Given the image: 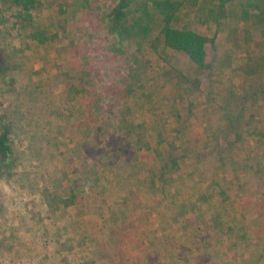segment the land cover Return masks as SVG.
I'll return each mask as SVG.
<instances>
[{
	"label": "rangeland",
	"instance_id": "rangeland-1",
	"mask_svg": "<svg viewBox=\"0 0 264 264\" xmlns=\"http://www.w3.org/2000/svg\"><path fill=\"white\" fill-rule=\"evenodd\" d=\"M25 1L0 0V19L17 6L16 20L20 25L29 22ZM40 2L52 13L58 11L59 0L32 4ZM91 2L99 10L87 13L91 25L101 16L117 27L101 23L87 29L85 38L94 43L86 51L122 63L123 69L110 72L116 71L123 86L128 78L132 96L127 100L121 85L106 72L97 84L106 80L103 92L120 98L119 105L130 101L133 108L140 106L138 99L145 100V108H133L132 121L145 120L150 132L170 139L171 123H178L181 136L163 140L176 166L164 173L168 183L159 180L166 150L154 139L148 141L149 155L127 150L130 159L116 156L112 170L96 171L98 182L88 177L68 182L66 172L52 171L53 156L51 163H44L45 155L35 148L38 141L28 140L39 109L24 105V91L16 92L18 114L0 108V137L7 127L3 141L11 154L3 158L0 153V264H264V216L258 213L259 201L264 211V141L257 138L264 137V131L252 132L256 115L262 116L264 128V0H127L122 8L121 0ZM52 13L48 21H56ZM167 19L173 29L208 39V70L196 72L185 55L164 50L158 42L152 46ZM6 55L0 52L4 110L12 100V83L27 78L5 74ZM26 55L29 52H21L23 61ZM136 85L142 90H135ZM173 106L180 120L172 119ZM211 110L213 123L207 124V133L217 135L207 146L202 128L190 139V118ZM214 112L222 118L220 131ZM40 115L42 120L48 117ZM123 115L112 120L119 123ZM230 133L237 134L228 137ZM81 168L93 177L89 167ZM69 190L77 196L70 197ZM260 233L263 240L257 238Z\"/></svg>",
	"mask_w": 264,
	"mask_h": 264
},
{
	"label": "crops",
	"instance_id": "crops-1",
	"mask_svg": "<svg viewBox=\"0 0 264 264\" xmlns=\"http://www.w3.org/2000/svg\"><path fill=\"white\" fill-rule=\"evenodd\" d=\"M61 2L59 0V4H57L58 11L52 13L46 3L40 2V5H33V0H30L26 6V10L30 14L29 22L21 25V21L16 20L20 13L17 6L15 8L11 7V12L4 17L6 19H0V52H6L7 61L9 62L5 74H10L12 79L20 75L27 77H23L19 84L12 83L13 86L9 91L13 95L12 100H9L7 109L4 110L6 104L4 102L5 98L2 96L0 108L3 113H5L4 111H13L16 114L17 109L15 108H20L15 105L16 92L24 91V105L39 109L35 112L33 127L29 128L27 138L31 141H38L35 148L37 151L41 149L39 153L45 155L44 163H51L50 156L52 155L53 164L60 166L57 169L53 165L52 171L66 172L68 182L71 180H75L74 182L81 181L86 177L92 182H98L99 176L96 171L100 173L106 167L108 171L112 170L116 156H124V158L130 159L131 156H127V150L132 155L143 154L142 156H147L151 150L148 141L154 139L156 143L160 141L165 148L163 140L165 142L177 140L181 134L177 122L171 123L173 137L170 139H167L162 133L150 132L145 120L134 119L138 123H133V108H145V100L138 99L140 106L135 104V107L132 108L130 101L119 105L120 98L117 99L109 91L104 93V86L107 81L102 82L100 80L97 84V78L99 79L106 72L110 81L113 80L114 84L121 85L123 81L116 79V71L113 70V74H111L110 69L115 68L120 71L123 69V65L119 61H115V58L104 59V54L86 51V46H93L94 39H86L85 37L87 29L90 31L99 27L101 23L109 26L110 29L113 26L117 27V25L113 21L102 20L101 16L97 20L94 18L93 25H91V21L87 19V13L93 10L99 11L93 7L96 3H92L91 0H74L72 3L64 2L63 4ZM106 7L108 8L107 5ZM48 13H52L56 21L54 19L48 21V17L51 16H47ZM118 39L122 42L119 35ZM115 49L116 47H112L111 50L114 51ZM22 51L29 52V55L24 56V61L21 59ZM21 61L25 62V65ZM125 67L127 66L125 65ZM19 68L20 70H18ZM0 74H2V71H0ZM117 75L120 76L118 73ZM127 80L126 77L124 79L125 85H121L123 90L120 92H125L124 97L129 100L132 96L133 84L127 82ZM0 82H2L1 77ZM151 84L156 86L155 82H151ZM25 85L27 86L24 87ZM141 87L142 85H136L135 90H142L143 87ZM2 92H5V89H2ZM120 97L122 98V95ZM17 101L21 102L19 99ZM259 110L260 105L256 113ZM172 111L171 116H173V119L176 117L174 113L178 111L174 106ZM41 113L48 114V117L42 120ZM119 113H124V115L118 123L112 119H115ZM203 114L204 117L198 113L190 118L192 119V126H194L190 139L193 140V134L200 133L196 130L197 128H202L203 137L206 139L204 142L208 144L207 146H212L213 138L217 133L208 134L207 124L213 123L210 117L213 113L211 110ZM186 115L184 117L185 122L188 118V114ZM217 117L218 124L222 123V118L219 115ZM176 118L180 120L181 117L177 114ZM254 118H257V121L256 123L253 121L256 125H254L252 132L257 134L259 131H264L262 130L264 128H261L262 122H260L262 116L256 115ZM154 121L151 119V122ZM202 123H204V127ZM217 131H220V124ZM235 134L237 133H230L228 137L232 135L235 137ZM257 138L264 141V137H261V135ZM162 145L158 147L160 150H162ZM194 154L196 153L194 152ZM57 161L60 165L57 164ZM77 166H80V170L77 169ZM81 167H89L94 171L93 177L84 174V169ZM73 171L78 172L75 174ZM255 171H258V169ZM128 173L127 171L125 174ZM110 176L113 180L117 179L118 181L120 179L117 173L112 172ZM121 176H124V174L119 175V177ZM261 182L262 179L259 178L256 183L258 187H260ZM68 194L70 197L77 196L75 192L70 190ZM260 202L258 213L262 217L264 211L260 207ZM257 238L262 239L261 233ZM259 239L257 240L260 241ZM263 249L260 247L261 251Z\"/></svg>",
	"mask_w": 264,
	"mask_h": 264
},
{
	"label": "trees",
	"instance_id": "trees-1",
	"mask_svg": "<svg viewBox=\"0 0 264 264\" xmlns=\"http://www.w3.org/2000/svg\"><path fill=\"white\" fill-rule=\"evenodd\" d=\"M14 1L20 4V2L23 0H14ZM126 1L127 0H121L122 4L120 5V8L123 7V4ZM29 2L30 0L23 2L25 3L24 7L27 6ZM157 42L162 44L164 50L169 49L173 52L181 53L185 55L187 60L195 66L196 72L206 71L210 67V64L207 62L206 59L207 55L205 52V47L206 44L208 43V39L203 35L194 33L187 29H181V30L173 29L169 26V21L167 19L165 20L164 25L159 32V36L153 40L152 46L156 45ZM2 61L3 60L0 57V64ZM238 128H236L237 132H238ZM7 132H8V128L6 127L4 129L2 136L0 137V145L2 146L0 153L3 156V158H8L11 155L9 152V147H7L3 141V140H7L6 139ZM184 153H186V151ZM163 158H164V164L161 166V168L158 171L159 180H161L163 183H168L166 179H163L165 175L164 173L175 168L177 161L175 157H170V150L165 151ZM152 185H153V180H152Z\"/></svg>",
	"mask_w": 264,
	"mask_h": 264
}]
</instances>
